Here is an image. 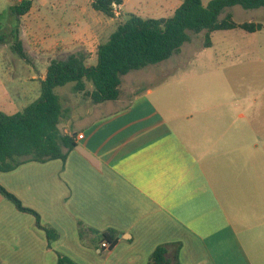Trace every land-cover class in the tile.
Listing matches in <instances>:
<instances>
[{
  "label": "crops",
  "instance_id": "0c3cea01",
  "mask_svg": "<svg viewBox=\"0 0 264 264\" xmlns=\"http://www.w3.org/2000/svg\"><path fill=\"white\" fill-rule=\"evenodd\" d=\"M132 1L65 43L16 34L30 50L29 63L41 69L19 77L23 86L10 97L25 98L20 110L40 97L52 60L80 53L96 64L113 21L129 6L142 10L143 0ZM182 3L153 2L165 14L161 18ZM232 31L237 41L221 50L229 65L217 67V101L202 96L198 104L187 89L182 112L155 100L151 88L100 104L74 90L83 111L73 128L59 125L64 135L76 136L67 160L31 161L0 172V184L59 237L49 243L36 218L0 193L1 264H59L61 258L62 264H148L161 245L171 264H264V40H249L264 24L253 33L224 30ZM231 69L229 80L225 72ZM66 101L63 115L73 108ZM79 223L101 233L115 230L117 244L106 250L93 233L82 237Z\"/></svg>",
  "mask_w": 264,
  "mask_h": 264
},
{
  "label": "trees",
  "instance_id": "16d2710c",
  "mask_svg": "<svg viewBox=\"0 0 264 264\" xmlns=\"http://www.w3.org/2000/svg\"><path fill=\"white\" fill-rule=\"evenodd\" d=\"M12 1L13 12L18 17L26 15L33 7V0ZM125 1L94 0L91 6L104 16L114 18L115 7ZM235 6L249 10L259 9L264 7V0H212L207 6L203 4V0H183L168 18L156 19L131 14L117 26L107 41L98 45L96 64L89 65L86 57L80 53L52 60L41 83V95L38 99L15 114L0 110V172H10L31 161H66L69 152L76 147V136L64 135L59 128L63 104L56 93L58 87L74 83V90L83 93L95 104L116 101L122 95L123 76L170 59L191 40V34L205 32L204 46L211 47L213 32L240 29L253 33L263 28L261 22H237L231 12L220 19L227 8ZM16 34H19L18 30L15 31ZM4 40L5 36L0 35V43ZM16 40L13 50L22 59L29 61V55L18 36ZM0 193L17 210L36 218L37 227L46 233L49 243L59 237L55 229L42 223L37 211L25 207L18 197L1 184ZM79 233L82 237L93 233L100 242L107 241L110 248L118 242L115 230L101 233L79 223ZM167 253L166 245L157 247L148 264H171ZM63 262L61 258L59 264Z\"/></svg>",
  "mask_w": 264,
  "mask_h": 264
},
{
  "label": "rangeland",
  "instance_id": "374dc122",
  "mask_svg": "<svg viewBox=\"0 0 264 264\" xmlns=\"http://www.w3.org/2000/svg\"><path fill=\"white\" fill-rule=\"evenodd\" d=\"M92 1L33 0L31 14L18 17L13 12L12 0H0V35L5 36V40L0 43V110L7 114H15L21 111L19 106L23 102L25 103V98H20L17 95L10 97L15 93V89L23 86L19 77L28 74L31 70L34 73L41 71L35 64H30V56L29 61L23 60L13 50V45L17 41L14 31L18 30L20 34L28 36L27 39L33 37L38 41H43L44 38L50 39V43L72 41L74 36H78L85 26L95 24L98 20H107L106 16L92 8ZM138 1L140 0H133L130 4L138 3ZM143 2V6L139 5L142 10L129 6L127 13L121 15L124 21L131 14L136 13L143 17L149 16L156 19L165 17V14L154 8V0H143ZM227 12H232L234 20L237 22L254 20L264 24V7L249 10L237 6L227 8L225 15L228 14ZM121 17L113 21L110 33H113L117 25L121 23ZM211 40L214 47L204 52L202 47L205 42V32L191 34L190 43H186L181 51L174 54L170 59L140 70L131 71L125 75L122 94L127 95L130 90V92L134 90L135 93H143V91L151 88L155 91V95L152 96L155 100L159 99L167 108L173 106L182 112L186 111L187 89L192 90L196 95L198 104L203 100L202 96L204 99L217 101L220 98L217 67L229 65H226L227 61L221 55V50L233 46L237 39L234 31L232 33L217 31L213 33ZM249 40L252 42L264 40V31L250 37ZM25 51L29 52L30 50L27 48ZM230 72L232 69L225 72L229 80L232 79ZM74 86V83H69L56 89L63 106L67 104L66 98L73 105L72 110L62 116L61 127L73 128L75 121L83 111L80 106H76V97L73 95L75 93ZM203 91H205V95L209 96H205Z\"/></svg>",
  "mask_w": 264,
  "mask_h": 264
},
{
  "label": "built area",
  "instance_id": "2783aa9c",
  "mask_svg": "<svg viewBox=\"0 0 264 264\" xmlns=\"http://www.w3.org/2000/svg\"><path fill=\"white\" fill-rule=\"evenodd\" d=\"M83 136H84L83 134H80L79 138H83ZM102 247L104 249H106V250H109L110 249V244L107 241H105V242L102 243Z\"/></svg>",
  "mask_w": 264,
  "mask_h": 264
}]
</instances>
